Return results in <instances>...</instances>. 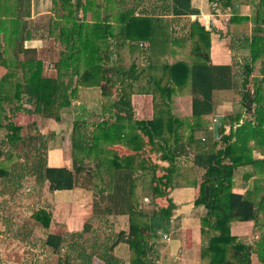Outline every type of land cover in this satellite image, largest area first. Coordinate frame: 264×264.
Wrapping results in <instances>:
<instances>
[{
  "label": "trees",
  "instance_id": "trees-1",
  "mask_svg": "<svg viewBox=\"0 0 264 264\" xmlns=\"http://www.w3.org/2000/svg\"><path fill=\"white\" fill-rule=\"evenodd\" d=\"M66 1L71 5L68 15L63 14L61 17L65 23L60 25L59 35L67 49L57 63L59 76L48 77L43 73L42 61L35 56L36 48H22L23 43L30 39V22L27 18L32 16V0H16L17 14L12 23V32L16 42L19 41L22 46L16 53L18 55L24 50L28 58L21 61V79L13 83V94L8 97L5 83L10 77L9 63L0 51V111L5 110L4 103L20 102L26 97V102L29 101L38 114L61 120L60 111L72 106L73 97L77 94L76 86L66 83L64 75L70 73L69 78L77 76L79 86H100L105 99L110 98L112 93L108 84L114 85L120 81L123 87V83L128 82V87L119 90L117 97L112 99V107L109 104L108 109H105L110 118L104 117L97 124L99 132L88 140L85 138L86 144L83 142V134L74 141L76 150L97 151L102 148L103 142H110L112 145L125 147L128 150L126 154L122 156L113 147L114 151H110V156L107 157V152L104 151L102 156L99 153L95 161L89 157L77 161L78 158L75 157L73 169L65 166L51 167L41 158L31 167L32 173L39 180L49 181L53 191L75 188L78 174L85 172V177H88L93 168L91 180L94 181V215L110 224L114 223V216H129L128 231L121 228L112 234V240L109 235L102 242L98 234L93 233L95 237L89 247L83 240L77 247H82L92 257L98 256L106 264H124L116 256L115 250L120 244H126L131 251L130 264H153L154 246L142 229L147 228L150 237L157 236L160 231H169L176 209L171 193L182 184L181 179H177L180 176L178 169H181L177 160L193 157L195 205L203 209L201 260L207 264H252V255L257 253L264 263V233L258 242L251 244L240 241L231 232L233 221H259L260 215L264 214V185H257L256 180L254 187L247 189V194L233 190L234 173L239 167L252 166L257 172L264 173V157H254L250 152L253 147H249V142L253 141L257 148L264 150V0H252L255 11L254 28L247 45L250 55L248 58L244 57L239 72L234 70L233 65L214 64L209 60L212 28L198 18L190 29V36L197 42L195 52H198V56L195 62L191 65L186 61L171 64L152 58L157 49L164 52L163 43L158 42L168 33L164 30L167 27H162L161 19L157 16H198L201 10L194 5L193 0H170L167 11L159 8L161 11L155 10L152 14H134L133 10L123 12L115 20L116 26L113 25L111 18L114 15L108 11V4L105 8L106 15L91 23L86 20V16L92 10V0H85V3L82 0H74L72 3L71 0H63ZM210 1L215 6L226 8L242 0ZM81 9L84 18L80 17ZM236 17L237 15L233 16L231 21L235 22ZM50 31L51 26L49 34ZM109 38L116 39L117 46L129 43L130 47H134L139 42L140 47L149 46L153 50L150 65L154 69L161 68V74L151 76V73L148 83L153 85V89L144 87L145 90H141L153 94L155 114L151 119H135L131 91L132 81L137 80V76L134 78L135 66L123 70V66L103 64L109 57L105 53L110 45ZM248 66H251V70L259 66V75L253 78L252 93L246 91L249 81L246 82L247 79L244 78ZM115 77L121 79H112ZM186 86L192 96V115L188 119L174 112L173 100L177 89ZM233 92L236 97L239 96L242 111L226 115L230 119L231 131L227 133L226 123L222 124L220 139H216L214 132L208 127L206 116H216L220 102L225 98H234ZM6 118V114L1 112L0 127H4L3 119ZM8 126L10 133L6 140L1 141L3 145L0 143V178H8L14 174L12 169L1 167V161L8 151L5 147L7 142L14 144L11 147L18 148L16 144L34 139L38 132L36 123L31 124L32 127L25 134L20 125ZM185 127L191 130L188 137L185 136ZM198 131L206 133L207 138L196 137ZM155 153H160L161 159L167 161L168 165L156 162L153 158ZM88 167L90 169L86 171ZM139 171L143 177H147L146 188L153 196V203H156L153 211L148 214L150 224L137 222V215L145 214L137 208ZM159 200H165V203H160ZM52 219L53 212L47 208H39L31 213V220L45 228L50 227ZM92 230L91 223L87 222L78 235L91 233ZM64 243L61 233L50 232L43 240L42 244L51 248L58 256L53 264H73L70 253L63 254L61 251Z\"/></svg>",
  "mask_w": 264,
  "mask_h": 264
},
{
  "label": "rangeland",
  "instance_id": "rangeland-1",
  "mask_svg": "<svg viewBox=\"0 0 264 264\" xmlns=\"http://www.w3.org/2000/svg\"><path fill=\"white\" fill-rule=\"evenodd\" d=\"M73 1L74 0H71V3ZM82 2L85 3V0H82ZM169 2L170 0H92V10L88 12L86 20L88 19L91 21V23H94V21L102 19L106 15L105 8L108 4V11H110L112 15H114L111 18L113 25L116 26L115 20L123 12L128 13V11L133 10L134 14L140 15L142 13L152 14L155 10L161 11L160 9H162V11H167L166 8ZM36 3H39V6L41 8L40 12H36V14H39L41 12H43V14H41L40 16L36 15L38 17L32 19V23H29L31 33L30 39L25 41L22 47L19 44V41L16 42V39L14 37L15 35L12 32V23L17 14V2L16 0H0V51H2L9 63L10 77L5 83V87L7 88L5 91H7V94H9L8 97L13 94L11 92L14 89L13 83L16 80L21 79L22 69L21 66L19 67L21 61H25L28 58V55H25L24 50L22 52H19V54L17 55L16 52L21 47L23 49H25L24 47H37L35 56L37 57V59H40L42 61V69L45 76L58 77L60 74L59 69H57V63L63 58L62 53L63 51H66L67 48L66 43L63 42L61 35H59V28L62 23H65V21L61 19V17L63 14L68 15L71 4H69L67 1L63 2V0H36ZM206 6L207 2L204 3L205 8ZM220 9H222L221 12L224 11L222 6ZM238 14L239 13L236 12L228 13L220 20H215V23L217 24L216 27L219 30L224 29L226 34L230 33L231 35L232 40L230 41V38L228 37L230 42L227 46L231 51L233 62H235V58L241 60L243 56L248 58L250 55L249 48L248 51H246L247 53H243L241 51L239 52V54H237L234 50V44H236L234 37H240L241 31L238 35L235 33V31L232 32L233 30H235L234 26L236 24H233L231 18L236 15L238 16ZM80 17L84 18L82 9L80 12ZM226 18H228L227 21L225 20ZM4 20H6L7 23ZM201 22H203V24L208 22V25H206L208 27H211L213 32V28H215V24H213L214 20H201ZM252 23L253 19L248 21V25H251ZM49 26H51L50 34L48 33ZM190 28L191 27H187L185 29V27H182L178 30L176 29V26L170 27L168 25V27L164 29L168 33L164 36L163 40L161 39V41L158 42V44H160L161 42L163 43L162 47H165L164 52L161 49H157L155 51V56L152 55V58H158L159 60L157 61L159 62L165 61L171 64L178 61H186L187 63H189V65H191L193 62H195L198 56V52H195L197 42H195L194 39L190 36ZM239 29H241V27H239ZM244 33L245 32H243L242 34L245 35ZM220 37L222 36L214 34L211 42L212 48L216 47V49H219V51L224 47L217 44V42L220 40ZM242 39L244 40V38ZM147 48L149 49V46L140 47L139 42L138 45L135 44L134 47H130L129 43H127L126 46H117L116 39L113 38L110 39L108 51L106 50L107 52H105L109 57L103 62L105 66L113 64L118 65V67L123 66V70L130 69L132 65L135 66L134 78L137 76V80L135 79L132 81L131 91H133V94H142L144 99L139 104L142 106V109L141 113H139L138 115L139 117H135V119L137 120L145 119L148 117L151 119L154 116L155 101L153 94L143 91L145 90L144 87H150V89H153V85L151 84L150 86L148 83L151 73V76H157L161 74V68L154 69L151 67L150 63L147 62ZM216 49H210L211 51L208 54L211 55V52L214 53ZM225 51L226 46L221 53H224ZM209 60L211 62L213 61L211 57ZM232 65H234V63ZM240 69L241 68L239 66L235 65L234 70L236 72H239ZM250 72L251 76L246 80V82L249 81L246 86V91L252 93L254 89L253 78L256 75H259V66L257 67V69L255 67L254 70L250 69ZM69 74L64 75V78L66 79V83H70L71 85L76 86L77 94L75 97H73V105L63 108L60 111L61 120L44 117L43 115L38 114L34 111V106L31 105L29 101L26 102V97H23L22 101L20 102L12 101L4 103L3 107L5 108V110L0 111V117L1 112L6 114L7 116L6 119H3L4 127H0L1 144V141L4 139L6 140L8 133H10L11 129L8 126L9 124L22 126L24 128L22 132L23 134H25L30 130L29 127H32L31 124L36 123L38 131L35 133L37 135L34 139L27 140L26 143L16 144L17 146H19L18 148L11 147L14 146V144L10 142H7L5 146L8 151L5 158L1 161V167L12 169L14 174L8 178H0V264H47L51 261L49 252H51L52 249H49V247L42 244L43 237L46 236L47 232L43 230L42 225L37 222L34 223L31 220V213L32 211H35L39 208H47L52 210L54 215L56 205L62 204L61 202L64 200L66 202L67 199L71 201L73 197L71 196L72 192H70V194L68 191L64 193L63 190H58L59 194H57L56 197V190L53 191L50 189L49 181L39 180L38 177L34 173H32L31 167L40 158L43 161H47V154L50 148H53L54 146L59 147L60 145H66L68 146V151L70 150L69 154L72 155L73 159L75 157L78 158L77 161H81L86 157H89L93 161H95V158L99 156V153L102 156L104 151L107 152L108 157L111 155V152L114 151L112 149L113 147H116L115 149H118L121 152L122 156L128 151L127 149L125 150V147L112 145L110 142H103L102 148L97 149V151L91 152H85L80 149L76 150L74 146V141H76L82 134L84 137L83 142L86 144V139L88 140L90 136L99 132L97 124L104 117L108 119L110 115L105 111V109H108L107 106L109 104L111 105L110 108L112 107L113 100L117 97L118 91H122L123 88L125 89L126 87H128V82L123 83L125 85L123 87H121L122 84L120 81L114 85H112L111 83L108 84V89L112 91V93L110 94V98L105 99L102 88L100 86H79L77 82V79L79 78L77 76L69 78V76L71 75ZM112 79H121V77H115ZM3 94L7 95L6 93ZM143 94H146L148 97ZM233 95L234 98L230 100L225 98L224 100H222V102H220L221 105L219 106V111L216 114L218 116L211 115L207 118L208 127L212 132H214V137L216 139H220L221 134L219 131L222 124L226 123L225 128L227 133L231 131V123L229 122L230 119H227L226 115H228L229 113L242 111L241 103L239 102V96L236 97L234 92ZM173 97L174 99L178 97L175 102L177 110H179V112L183 115L189 113L190 104H192V96L190 94L189 88L186 86L185 88L177 89V92ZM146 100L149 101V106L148 110L144 111L145 109L143 107L147 103ZM112 111L115 112L114 110ZM181 117L188 119L190 116ZM190 133V128L185 127V136L188 137ZM202 136L207 138L206 133L204 134L203 132L201 133L198 131V135L196 137ZM249 147H253L250 152H252V155L254 157H264V150L257 148L253 141L249 142ZM153 158L156 162L162 165H168L167 161H163L161 159L160 153H155ZM190 165L191 162L188 161L182 169H178L180 175L177 178L178 181H180L181 179L180 182L182 183L187 180V182H195L194 167L192 170ZM88 169H90V167H88L86 171H88ZM91 172H93V168L90 170V175L88 177H85V172L82 174L79 173L77 176V184L75 188H78V186L83 188L89 186V189L92 190L94 181L92 182L91 180ZM248 174H250L251 176L248 177ZM137 178V208L139 211H143L145 213L144 215H137V222L150 224V217L148 214L153 211L156 203H153V196L146 188V184L148 183L147 177H143L141 175V172L139 171L137 172ZM256 180L258 181L257 185H264V173L262 174L260 172H257L252 166L239 167L238 170L234 173L233 190L235 192L239 191V193L247 194V189L253 188ZM91 192H93V190ZM91 195L92 198L90 194L84 196V200L82 201V203H80L83 206L82 208L84 209L83 211L86 215V223L90 222L93 228L91 233L84 234L81 239V241L83 240L88 245V247L95 237L93 233L98 234L101 242L103 240H106L109 235L112 240V238L114 237L112 236V234L117 233L121 228H125L128 231L130 224L128 215H125L124 217H112L114 223L111 224L115 225V222H117V225H115L114 228L110 223H106V220L95 216L93 210V194ZM3 202H5V204ZM160 203H165V200H162ZM51 204L52 207L49 206ZM90 206L92 212L89 211L88 213L86 207ZM82 208L80 207V209ZM89 214L90 216L88 217L87 215ZM263 215L264 214L260 215L259 221H233L231 223L232 234L243 242H249L251 244L258 242L260 240V237L262 236V233H264ZM120 218H122V220H120ZM2 220L4 221V224ZM177 222H174V225ZM57 223L63 226V223ZM31 227L33 230L32 237H34L33 242L35 244H33L32 246L34 247H29L28 242H26L31 241L30 236L28 237L27 235H25L26 240L23 241V245H20V243L16 244V241L18 240L17 238L23 240L24 237V235L20 237L19 234L26 233ZM174 230L175 229H173V231ZM142 231L145 233L146 238L149 237V230L147 228H143ZM170 231H172V229ZM65 233V230L61 232V234L64 235ZM5 236H10L9 240L6 239ZM69 237L70 235L68 236V238ZM75 237L79 240L81 236L76 234ZM164 239H169V235L168 238L164 237ZM203 239L204 237H202L201 247L203 245ZM6 243L8 244V246ZM66 243L67 242H65L64 245ZM192 243L190 239V248L192 247ZM200 250H196L195 254L193 255L194 259L196 260L194 264H207L205 261L201 260ZM34 258H36V260ZM57 258L58 257H54L53 261L57 260ZM252 261V264H264L259 259L257 253H254L252 255Z\"/></svg>",
  "mask_w": 264,
  "mask_h": 264
},
{
  "label": "crops",
  "instance_id": "crops-1",
  "mask_svg": "<svg viewBox=\"0 0 264 264\" xmlns=\"http://www.w3.org/2000/svg\"><path fill=\"white\" fill-rule=\"evenodd\" d=\"M205 2H207L206 8L204 7ZM193 3L195 6L200 8L201 10L200 15L198 16H194V15L174 16L173 14H168V15L157 16V17H160L161 19L162 27L164 26L168 27L169 25L170 27L176 26V29L178 30L181 29L182 27H185L186 29L187 27H191L193 22L197 18L200 20L212 19L214 20L213 24H215L214 25L215 28H213V32L211 33V42H212V38L214 37V34H218L224 38L220 37L219 38L220 40L217 42V44L224 46V47L226 46V51L224 53H221L224 47L223 49H220L219 51V49H216V47L212 48V45H211V50L216 49V51L214 53L211 52V55H210V57L213 59L212 63L230 64V65L234 63L233 65L234 67L235 65L240 66L244 62L245 56H243L241 60H239L238 58L237 59L235 58V62H233L231 51L229 50L227 46L229 45V42L232 40L231 35L230 33L226 34L224 29L219 30L216 27L217 24L215 23V20L217 19L220 20L223 16H226V14L228 13H232V12L239 13L238 16L236 17L237 20L235 22L233 21V24H236V25L234 26L235 30H233L232 32L235 31V33L238 35L241 31V35L240 37L237 36L236 39L234 38L236 42V44H234V50L237 54H239V52L241 51L245 53L246 51H248L247 45L250 40L248 38H251L252 30L254 28V23H252L251 25H248V20H245L246 18H249L250 20L253 19L255 9H254V6L252 5V0H242L239 3H235L233 6H228L226 8H223L224 10L223 12H221L222 9H220L221 8L220 5H218L220 7L215 6L213 2H211L210 0H193ZM40 9L41 8L39 6V3H36V0H32V16L27 18L30 23H32L33 21L32 19H35L36 17L43 14V12L36 14V12H40ZM225 20L227 21L228 18H226ZM189 21H192V22H189ZM239 27H241V29H239ZM263 28H264V24H263ZM243 32H245L244 33L245 35L242 34ZM228 37L230 38V41ZM241 37L244 38V40ZM33 40H40V39H33ZM152 52H153L152 49H149V51H146V55H147L146 60L148 63H150V56L152 55ZM250 67L249 66L247 67L248 72L244 76L245 79H248L251 76ZM8 75H10V73ZM143 95H146V94H143ZM177 98L178 97H176L175 99L173 98L174 112L180 117L181 116H191L192 115V104H190L189 113L183 115L179 112V110H177V107L175 104ZM142 100H144L142 94H132V104H133L134 110L136 111L135 113L136 118H138L139 113H141L142 106L139 104L142 102ZM148 102L149 101H147V103L143 107L145 109L144 111L148 110V106H149ZM210 116L211 115L206 116V119ZM143 117H140V118H143ZM145 119H150V118L148 117ZM69 151H68V146L66 145H60L59 147L54 146L53 148H50L47 154L48 165L51 167L65 166V167L73 169L74 168L73 167V157L72 155L69 154ZM188 161L191 162L190 167L193 170V157L179 158L177 160V164L182 169ZM66 191H68L69 194L70 192H72L71 196L73 197V199L71 201L67 199L66 202L64 200L61 202L62 204L56 205V209L54 210V215H53V219L51 221L50 227L45 228L42 226L43 230L47 232L46 236L50 232L61 233L62 231L65 230L66 233L65 235L63 234V236L65 239V242L67 243L65 244L66 246L65 245L63 246L61 251L63 252V254L70 253L73 264H106L98 256L92 257L86 251H84L82 247H77V244L79 243L81 244L82 242L81 239L84 233L79 234L81 236L79 240L75 237L76 234L78 235V233L84 229V226L86 223V215H85V212L83 211L84 210L82 208L83 206L80 203H82V201L84 200L83 197L87 196L88 194H90L92 198V195H91L92 190L89 189V186L84 187V188L78 186V188L63 190L64 193ZM58 192L59 191L56 190V197H57V194H59ZM171 196L173 197V200L176 204V209H175L174 215L172 216V220L169 224V227H170L169 231H160L158 232L159 234H157V236L155 237L149 236V242L150 244H153L154 246V249H153L154 251L152 254L153 264H194L196 260L194 259L193 255L195 254L196 250H200L201 248V241H202L201 217H202L203 209L202 207H197L195 205V188L193 186V182L182 183L180 186H178L172 191ZM3 203L5 204V202ZM49 206L52 207V204ZM80 207L82 209H80ZM86 209L88 213L89 211L92 212L91 206L86 207ZM87 216L89 217L90 214ZM2 222L4 224L3 220ZM57 222L63 223V226L59 225ZM174 222H177V223H175L174 225ZM111 225L114 228V226L117 225V222H115V225L114 224H111ZM171 229L172 231H170ZM173 229L175 230L173 231ZM164 233H167L169 235V239H164L163 237ZM32 234H33V230L31 227L26 233L19 234L20 237L23 235L24 237H23V240H21L20 238H17L18 240L16 241V244L20 243V245H23L24 244L23 241L26 240L25 235H27L28 237L30 236L31 238V241H29L28 243L29 247H34L32 246L34 244L33 242L34 237H32ZM69 235L70 237L68 238ZM10 236L9 237L5 236V238L9 240ZM46 236L43 237V240L46 238ZM190 239H191V243L193 239L192 247L193 246L194 247L193 248L191 247L192 249L189 247ZM71 244H74V246ZM49 253H50L51 261L47 264H53L56 261V260L53 261L54 260L53 258L58 257V256L53 251ZM115 253L122 263L130 264L131 251L126 244H120L116 248ZM34 259L36 260V258Z\"/></svg>",
  "mask_w": 264,
  "mask_h": 264
},
{
  "label": "built area",
  "instance_id": "built-area-1",
  "mask_svg": "<svg viewBox=\"0 0 264 264\" xmlns=\"http://www.w3.org/2000/svg\"><path fill=\"white\" fill-rule=\"evenodd\" d=\"M164 237H165V238H168V234H167V233H164Z\"/></svg>",
  "mask_w": 264,
  "mask_h": 264
}]
</instances>
